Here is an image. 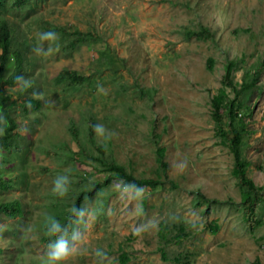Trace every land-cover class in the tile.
<instances>
[{
    "label": "rangeland",
    "instance_id": "374dc122",
    "mask_svg": "<svg viewBox=\"0 0 264 264\" xmlns=\"http://www.w3.org/2000/svg\"><path fill=\"white\" fill-rule=\"evenodd\" d=\"M12 2L4 1L2 15L14 25L13 48L21 43L27 63L3 89L25 142L19 151L0 152V179L10 181L0 203L18 199L23 215L0 214V264H49L54 239L46 218L69 202L78 174L101 178L65 156L76 150L71 123L85 131L90 115L103 125L95 137L109 141L107 154L160 184L136 192L115 182L85 200L81 222L63 234L69 251L55 264H121L120 255L126 264H264V66L241 150L261 189L251 224L243 217L232 156L218 144L209 112L227 59L242 60L243 68L263 59L264 0H32L22 14ZM201 26L214 42L185 33ZM47 31L57 38L41 39ZM76 32L91 34L92 42L78 43ZM208 58L215 61L212 71ZM64 70L86 81L75 88L56 84ZM154 135L166 148L165 172L156 162ZM58 175L70 183L55 203ZM212 222L216 234L208 230ZM161 223L171 232L167 239L179 225L187 237L165 243Z\"/></svg>",
    "mask_w": 264,
    "mask_h": 264
},
{
    "label": "trees",
    "instance_id": "16d2710c",
    "mask_svg": "<svg viewBox=\"0 0 264 264\" xmlns=\"http://www.w3.org/2000/svg\"><path fill=\"white\" fill-rule=\"evenodd\" d=\"M4 1L0 0V113L3 114L7 122L3 125V132H0V152L7 150L19 151L20 145L25 142L24 137L16 132L17 124L13 116L14 103L10 101V97L6 95L3 89L6 84H15L17 78L25 72V64L27 63L24 52L20 47L21 43L16 48H13L15 30L14 25L2 15ZM31 2L32 0H13L10 6H12V10L16 14H22V11L28 8ZM185 33L199 40L215 41L214 34L210 32L208 27L201 26L199 30H188ZM76 34H78V43H91L93 40V36L89 33L84 35L76 32ZM70 42L74 45L73 41ZM22 43L25 44L26 42L23 41ZM242 63L243 61L239 59H227L225 61L220 81L221 86L210 98L209 112L213 123L214 136L217 138L218 144L225 146L232 156V176L241 190L240 205L243 217L245 222L251 224L255 218V205L258 200H262L258 196L261 189L249 177L250 163L243 157L241 150L243 147V135L244 133H248L245 117L251 115L254 97L258 96L263 90V86L260 85V76L261 69L264 66V55L261 63L258 65L243 68ZM206 65L207 69L212 71L215 61L212 58H208ZM240 69H242V74L240 80L236 81L235 74ZM85 81L86 78L84 76L69 70L60 72L55 79L56 84L63 85L66 88L82 86ZM30 102L35 106L34 108H40L38 102H34L33 99ZM84 120L88 124L85 131L81 130L73 122L71 123L70 133L72 141L76 145V150L73 152L69 151L65 156L70 162L84 164L86 170H94L101 178H94L88 181L89 179L86 178L84 172H81L77 175L79 178L76 181L77 188L72 192L69 202L65 204L59 202L64 200V196H51L53 202H59L62 205V207L54 206L55 213L53 217L59 220L65 228L64 233L56 235L67 234L74 228V224L81 222L85 200L99 196L103 189L108 188L115 182H119L121 186L130 184L136 185L138 188L150 190H153L160 184L159 180L134 175L128 167L120 164L115 158L107 154L109 151V141L97 142L95 137L93 126L97 124V121L91 115ZM154 138L157 142L155 149L156 162L159 170L165 172L168 166L165 160L166 148L159 145V135H154ZM85 161L87 162L86 164ZM9 187L10 181L0 179V191H6ZM77 209L81 210L79 214L76 211ZM0 214L6 217H21L23 215L21 202L18 199H14L10 202L0 203ZM45 226L47 227V224ZM175 229L177 230L176 235L167 239L168 234L171 232L166 224L161 223L159 238L165 243L172 240L177 243L181 242L182 238L187 237L185 225L176 226ZM218 229L219 226L216 222H212L208 226V230L212 234H216ZM56 235H49V237L55 239ZM161 255L165 258L164 252ZM119 261L121 264H126L128 258L125 255H120ZM253 264L261 263L259 260H255Z\"/></svg>",
    "mask_w": 264,
    "mask_h": 264
},
{
    "label": "clouds",
    "instance_id": "9594fccd",
    "mask_svg": "<svg viewBox=\"0 0 264 264\" xmlns=\"http://www.w3.org/2000/svg\"><path fill=\"white\" fill-rule=\"evenodd\" d=\"M41 39H47V40H55L57 38V34L53 31H47L42 32L40 34ZM6 119L3 116L2 113H0V132H3V125L6 124ZM94 130L97 133L103 132V125L96 124L93 126ZM70 183V179L67 175H58L53 180V188L52 191L56 193L57 195L63 196L67 190L68 185ZM124 189L133 188L136 190V192L142 191L140 188H138L136 185H130L125 184L123 185ZM77 213L79 214L81 210L77 209ZM46 224H47V234L48 235H56L58 233H64L65 228L60 223L59 220H57L55 217L49 216L46 218ZM48 260L49 264H55L56 261L61 260L69 251V241L65 239L64 235H56V238L54 240H50L48 242ZM102 255H106L105 253H101Z\"/></svg>",
    "mask_w": 264,
    "mask_h": 264
}]
</instances>
